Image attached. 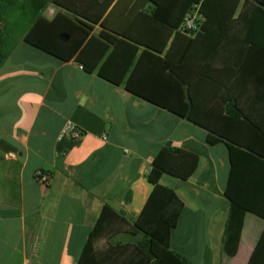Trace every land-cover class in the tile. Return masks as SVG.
<instances>
[{
	"label": "crops",
	"instance_id": "crops-1",
	"mask_svg": "<svg viewBox=\"0 0 264 264\" xmlns=\"http://www.w3.org/2000/svg\"><path fill=\"white\" fill-rule=\"evenodd\" d=\"M184 3L53 0L41 10L44 22L60 16L89 26L82 58L91 65V44H106L95 71L104 64L118 84L86 73L73 58L63 62L28 46L30 26L9 41L0 66V264H77L103 205L128 223L136 220L163 147L197 159L185 180L158 179L182 205L169 250L188 264H264V14L252 0H238L227 21L206 27L194 43L187 42L193 34L171 45L167 30ZM46 29L38 27L34 38H45ZM166 60L180 63L181 88L185 94L188 88L198 123L135 96L170 90L172 74L160 69ZM202 126L234 143L232 164L226 144H207ZM191 163L181 154L173 166L186 172ZM227 188L245 209L232 255L223 250ZM141 239L117 235L96 247Z\"/></svg>",
	"mask_w": 264,
	"mask_h": 264
},
{
	"label": "trees",
	"instance_id": "trees-1",
	"mask_svg": "<svg viewBox=\"0 0 264 264\" xmlns=\"http://www.w3.org/2000/svg\"><path fill=\"white\" fill-rule=\"evenodd\" d=\"M52 1L0 0V66L12 48L9 45V41L15 35H19L20 29L30 26V29L23 37L25 44L63 62L73 58L74 62L86 73L91 74L95 71L97 62L106 54L108 46L104 43L100 44L99 42L97 44H91V49L93 48L94 52H96V56L94 57L93 63L88 65L82 56L86 52V49L90 48V44L81 48V43L88 36L90 27H86L78 21H75V23L71 22L60 16L54 17L50 22H44L39 17L40 12L47 3ZM252 1L257 6H260L256 7V9L264 14V0ZM249 3L251 4V2ZM237 5L238 0H185V3L181 6L182 10L179 18L169 25L166 38L170 33H173L171 45L176 43V39L183 38V35L176 31L182 18L193 6H198V12L202 15L203 22L199 30L193 33V39L187 40L188 43H194L196 37L206 32V27L213 23L227 21ZM152 18L155 19L156 16H152ZM43 26L47 28L44 31V34H46L45 38L42 40L35 39L34 33L36 29ZM59 35L66 37V41L63 43L59 42ZM72 36H75V42L72 40ZM101 36L106 42L108 37L105 35ZM93 41L94 39L91 40V42ZM130 47L132 48L133 54L136 48ZM144 48L153 50V47L147 45ZM109 55H106L103 63L108 60ZM178 64H180L178 61L169 63L168 60L161 63L163 65L160 68L161 71H167L173 77L171 78L172 83L168 92L158 94L135 91L134 94L179 118L198 123L194 119L196 116L194 115V106L188 93V88H186V94L182 91V79H180L177 72ZM103 65L95 71L96 76L109 83L118 84V80L116 81L106 76ZM125 88L129 89L127 82L125 83ZM202 127L207 130L205 140L207 144L211 145L219 142L226 144L232 164V151L234 149L228 144L234 145V143L228 141L226 135L219 130L211 126ZM181 154L187 155L192 159V163L186 172H182L173 166L179 160ZM196 163L197 159L194 156L179 150L166 147L161 148L154 157L152 168L146 176L147 181L152 185L153 189L136 220L133 223H128L108 205H103L86 237L77 264H188L182 257L170 251L168 248L169 237L175 227L176 219L181 211L182 205L170 189L158 184V179L161 174H167L171 177L185 180L194 171ZM35 178L39 179L38 176H35ZM224 194L229 200L230 206L225 225L223 250L227 254L232 255L239 238L245 209L230 197L228 188ZM123 234L126 236L140 235L142 238L141 242L135 245L130 241H126L123 244L107 245L103 249L96 247V244L100 241L108 243L113 237ZM249 264L251 263L249 262Z\"/></svg>",
	"mask_w": 264,
	"mask_h": 264
},
{
	"label": "built area",
	"instance_id": "built-area-1",
	"mask_svg": "<svg viewBox=\"0 0 264 264\" xmlns=\"http://www.w3.org/2000/svg\"><path fill=\"white\" fill-rule=\"evenodd\" d=\"M203 22V17L198 12V6H193V8L182 18L180 25L177 28V32L182 35H192L197 32ZM1 25V24H0ZM65 130H69L70 138L76 140L79 138V133L70 128L68 125ZM41 182H45V176L41 173H37Z\"/></svg>",
	"mask_w": 264,
	"mask_h": 264
},
{
	"label": "rangeland",
	"instance_id": "rangeland-1",
	"mask_svg": "<svg viewBox=\"0 0 264 264\" xmlns=\"http://www.w3.org/2000/svg\"><path fill=\"white\" fill-rule=\"evenodd\" d=\"M11 47V46H10Z\"/></svg>",
	"mask_w": 264,
	"mask_h": 264
}]
</instances>
